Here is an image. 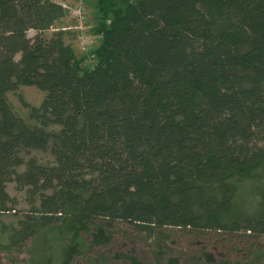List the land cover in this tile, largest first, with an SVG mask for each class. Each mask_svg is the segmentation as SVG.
Returning a JSON list of instances; mask_svg holds the SVG:
<instances>
[{
    "label": "trees",
    "instance_id": "trees-1",
    "mask_svg": "<svg viewBox=\"0 0 264 264\" xmlns=\"http://www.w3.org/2000/svg\"><path fill=\"white\" fill-rule=\"evenodd\" d=\"M95 2L102 39L82 66L61 4L0 0V213L18 215L12 181L28 205L8 250L80 216L98 239L72 258L116 234L158 263L264 264V0ZM253 176L258 202L241 208L235 181ZM175 232L195 244L173 247ZM212 238L240 256L215 259Z\"/></svg>",
    "mask_w": 264,
    "mask_h": 264
},
{
    "label": "rangeland",
    "instance_id": "rangeland-1",
    "mask_svg": "<svg viewBox=\"0 0 264 264\" xmlns=\"http://www.w3.org/2000/svg\"><path fill=\"white\" fill-rule=\"evenodd\" d=\"M52 1L61 4L65 9V16L59 20L57 25L68 32L66 43L71 46L74 56L80 59L82 66H89L93 62L92 52L99 46L102 39V35L96 32L99 29V11L95 0ZM27 34L32 36L34 30H29ZM18 92L31 105H38L43 97V93L35 86H22ZM6 97L19 115L26 116V110L18 100L17 93L9 92ZM261 181L262 179L257 176L244 177L242 180L235 181L234 204L241 208H254L258 202L257 187ZM6 189L9 195L15 199V211L18 212V215L13 211L0 213V264H32V257V259L36 258L35 263L37 264H68V262L70 264H88L87 258L96 256L97 253L101 254V264H130L126 260V256L135 257L138 264H170L168 261H164L165 259L158 263L159 261L149 248L134 246L116 234L112 235L105 244L91 247L82 255L72 258L73 248L81 240L90 242L98 239L95 237L97 231L91 233L89 222L80 216L68 218L64 224L40 232L27 243L24 251H10L8 250V234L12 228L17 226L19 216L27 212L28 205L24 190L18 188L13 181L7 184ZM172 238L174 241L172 246L175 248L188 249L195 244L179 232H175ZM209 242L211 243L208 251L217 260L223 257L236 260L240 256V247H237L232 240L222 242L212 238ZM198 244L196 243V245ZM171 264H181V262Z\"/></svg>",
    "mask_w": 264,
    "mask_h": 264
}]
</instances>
